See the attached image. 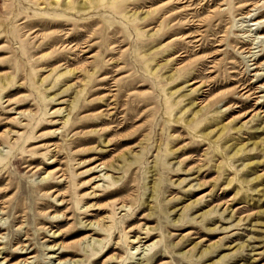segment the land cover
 Masks as SVG:
<instances>
[{"label":"rangeland","instance_id":"1","mask_svg":"<svg viewBox=\"0 0 264 264\" xmlns=\"http://www.w3.org/2000/svg\"><path fill=\"white\" fill-rule=\"evenodd\" d=\"M175 1L0 0V264H264V7Z\"/></svg>","mask_w":264,"mask_h":264},{"label":"bare ground","instance_id":"2","mask_svg":"<svg viewBox=\"0 0 264 264\" xmlns=\"http://www.w3.org/2000/svg\"><path fill=\"white\" fill-rule=\"evenodd\" d=\"M175 2H179V0H176ZM98 4V3H97ZM167 4H170V2H168ZM172 4V3H171ZM170 4V5H171ZM173 5V4H172ZM179 5V4H178ZM187 6H189V5H184V7L183 8H180L179 10H177V11H172V12H170L167 16H170V17H172V18H178L179 20H180V18H181V16L184 14V12H185V14H188V13H186V11H189V10H192V9H190L189 7H187ZM83 7V8H82ZM81 8H78V7H76L77 8V10L78 11H86V10H88L87 9V7L86 6H82ZM260 7H264V0H259L258 1V3H257V5H256V9L257 8H260ZM164 8H166L167 9V7H164ZM38 14H44V13H38ZM178 14H180L179 16H177ZM247 15L249 14V12L248 13H246ZM197 15V13H196V11L194 12V14L191 16L192 18L191 19H193V17L194 16H196ZM246 15V16H247ZM37 16V15H36ZM43 16H45V15H43ZM48 17V16H47ZM246 18V17H245ZM254 18V17H253ZM254 23L253 24H256L257 25V27H256V29H259V28H261V30L263 29V24H264V17L263 18H254L253 20H252ZM179 22V21H178ZM178 22H174V23H172L173 25L174 24H176V23H178ZM193 24V23H192ZM183 29H185L184 27H179L178 28V32L180 33V32H183ZM258 34H261V38H264V32H259ZM182 35H180V36H176L175 37V40H177V41H182V40H186L187 38H190L192 35H184L183 36V38L181 37ZM219 51H221V49H216L215 51H214V54H217V53H219ZM256 63L257 62H254L253 64H255V66H256ZM264 64V62H262V63H260V64H258L259 66H262ZM257 65V66H258ZM258 66V67H259ZM202 84H204V83H202ZM261 86L262 85H259L258 87H256V89L258 90L259 88H261ZM230 90H233V89H227L226 91H224V92H222V93H220V100L219 101H222V100H226L227 98H229V94L228 93H230L231 91ZM249 91V88L247 89V86H245V87H241V89H240V92H242L241 93V95H244V94H246L247 92ZM175 92V91H174ZM174 92H172L171 94H173ZM258 92H261V90L260 91H255V93H258ZM225 94H227L226 96H224ZM259 97H261V95L260 96H257V97H255V100H256V102H255V104H256V108H258V111L257 112H255V113H253V115H252V119L254 118V117H258V115H259V113L260 112H264V110H261L260 111V108L262 107V106H264V104L262 103V102H258V100H259ZM255 107V106H254ZM227 109H229L228 107H227ZM249 113V112H248ZM264 115V114H263ZM246 116V115H245ZM243 128H242V126H238L237 128H236V130L237 131H241ZM259 131H263L264 130V127L262 126L261 128H257ZM209 133H206L205 135L207 136ZM198 137H202V135L201 134H199V135H197ZM239 148H235V149H233V152H232V154L231 155H228L227 156V158L230 160V161H228V166L230 167V169H232V171L234 172V179L235 180H238L240 183H249L250 182V180H256L257 178H258V176H255V177H253V178H246L245 176H241V177H239V175L242 173V169L244 168V167H246L247 165H249L250 163H244V160H242L241 161V163L240 164H238V165H236L235 164V162H237V160H235V156L238 154V152H239ZM238 166H241L240 168H238ZM240 172V173H239ZM92 192V191H91ZM99 207H101V206H99ZM96 208H98V207H96ZM102 208V207H101ZM81 209V208H80ZM94 226H95V224H94ZM92 237V236H91ZM138 239V238H137ZM139 241H141V240H136L135 241V239L132 241L133 243L135 242H139Z\"/></svg>","mask_w":264,"mask_h":264}]
</instances>
